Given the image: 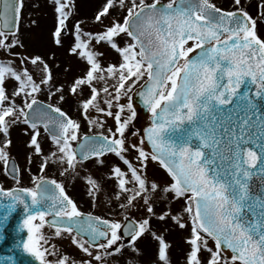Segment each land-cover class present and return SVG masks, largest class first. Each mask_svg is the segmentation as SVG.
<instances>
[{
  "label": "snow or ice",
  "instance_id": "snow-or-ice-1",
  "mask_svg": "<svg viewBox=\"0 0 264 264\" xmlns=\"http://www.w3.org/2000/svg\"><path fill=\"white\" fill-rule=\"evenodd\" d=\"M0 3V176L13 182L0 184V240L22 208L9 251L38 264H142L150 237L147 264H173L174 247L176 264H264V0H102L91 21L76 0H47L42 54L22 39L24 0ZM141 108L149 123L137 130ZM89 163L105 170L112 215L81 211L50 175L83 180L96 207L103 186Z\"/></svg>",
  "mask_w": 264,
  "mask_h": 264
},
{
  "label": "rangeland",
  "instance_id": "rangeland-1",
  "mask_svg": "<svg viewBox=\"0 0 264 264\" xmlns=\"http://www.w3.org/2000/svg\"><path fill=\"white\" fill-rule=\"evenodd\" d=\"M26 1V9L24 12V20L22 22L21 25V32L24 34V43L26 46V49L28 52L30 53H34V47L32 46V44H34L37 40H38V35H41L40 32L42 31V34H44L46 41H45V46L49 47L48 44V31L50 28L53 27L54 24V19H53V13L49 7V5L47 4V11L44 9L43 5L44 3L41 1L40 3L37 2V0H25ZM80 1V2H79ZM79 2V9L81 10V8H84L86 11H90L91 12V7L92 5L96 4L93 3L92 1L88 0V1H83V0H78ZM164 2H167V0H164ZM218 3H220V5L222 4L221 0H217ZM222 7H225L223 4L221 5ZM229 7V6H227ZM225 7V8H227ZM33 10V17L31 15V11ZM43 10V12H42ZM250 11H252V9H250ZM46 12V13H45ZM43 13H45V17H43ZM41 16V17H40ZM91 17L92 15L90 13H87V20L91 21ZM30 20H34L37 22V25H33L31 27L28 26L29 21ZM107 22V21H106ZM42 36V35H41ZM18 51H24V49H18ZM57 55L60 57L61 60L67 59L62 51H57ZM38 99H40L41 101L47 102L46 98L43 96L38 97ZM63 107L65 108V110H68L70 112L74 113V109L71 108L69 105L65 104L63 105ZM142 114V113H140ZM136 128V127H135ZM137 129V128H136ZM82 133H88V134H93V133H89L87 126L82 124V129H81ZM12 138H13V142H14V147H13V154L16 156V159L19 161L20 165L23 166L24 164V157H23V149H22V143L24 140V137L22 135V130L21 129H15L13 130L12 133ZM88 171L96 178L100 181L101 185L103 186V191L99 194V200L97 201V206L94 207L93 209H95V213L102 214L103 216H107V215H112V212L106 211L104 208H111L114 210H117V206L116 204L113 203H109V200L113 194V189L105 183L104 181V175H105V170L104 169H97L95 167H93L92 164H88ZM149 175H159V173L156 171L155 169V165L150 164L149 165V169H148ZM50 175L54 176L57 179L62 180L66 186L71 185L72 183H75L77 186L80 187V189H82L81 191L83 192V197L84 199H82V202H84V200L89 201L91 203L90 197L86 194V188H85V184L84 181L81 179H76L73 180L71 178H61L59 176H57L55 174V172L53 170H50ZM0 181L2 183L6 182L4 176H0ZM23 183L26 186H31L30 182L27 178V176L24 177ZM13 184H6V187H11ZM81 201V200H80ZM80 202V203H82ZM82 206V204H81ZM83 207V206H82ZM146 239V240H145ZM170 239L172 240L174 245H179L182 246V242L180 240V234L176 233L173 234L172 237H170ZM145 240L143 246H141V249L145 252V256L142 258V264H147V261L150 259L152 252H151V239L150 237H146L144 239H142L140 242L141 244L143 243V241ZM56 243V246L58 249L64 251L65 253H71L73 255H77L76 250L72 247H69L68 245V241L66 240H55L54 241ZM181 254V247H174L173 249V264H176V261L178 260V258L180 257ZM125 256H127V254H125ZM124 259L125 258H120V264H124Z\"/></svg>",
  "mask_w": 264,
  "mask_h": 264
},
{
  "label": "water",
  "instance_id": "water-1",
  "mask_svg": "<svg viewBox=\"0 0 264 264\" xmlns=\"http://www.w3.org/2000/svg\"><path fill=\"white\" fill-rule=\"evenodd\" d=\"M2 7L3 5L2 3H0V8ZM134 103L139 108V106L141 105L139 96H134ZM140 112H144L142 108L140 109ZM0 212H2V210H0ZM21 218H22V208H18L16 212L12 214V218L10 219L8 225L5 228V231L3 233L4 239L0 240V264H7L8 256H14L16 264H38V262H35L33 258L27 256V254H24L20 250L9 251V249L12 248L13 244L17 239V236L15 235V226ZM20 236L23 239H26L27 238L26 231L21 233Z\"/></svg>",
  "mask_w": 264,
  "mask_h": 264
},
{
  "label": "trees",
  "instance_id": "trees-1",
  "mask_svg": "<svg viewBox=\"0 0 264 264\" xmlns=\"http://www.w3.org/2000/svg\"><path fill=\"white\" fill-rule=\"evenodd\" d=\"M43 2L44 3V5H43V7H44V9L47 11V0H37V2L38 3H40V2ZM84 1V0H83ZM85 1H88V0H85ZM90 1H94L93 3H95L96 2V4L94 5H92V7H91V12L89 11H86L84 8H81V10L79 9V2H78V0H76V3H77V6H78V16L81 18V19H87V13H90L91 15H93V13L95 12V10L97 9V7L100 5V3L102 2V0H90ZM221 2H222V4L225 6V7H227V6H230V0H221ZM218 4H220V3H218ZM221 4V5H222ZM24 8H23V16H24V12H25V9H26V1L24 0ZM42 12H43V10H42ZM33 10L31 11V15H32V17H33ZM46 13V12H45ZM45 13H43V17H45L46 15H45ZM53 15V14H52ZM41 17V16H40ZM23 34V33H22ZM40 34L42 35H38V40L34 43V44H32V46L35 48L34 49V53L35 54H42V53H44V52H47V50H48V47L47 46H45L46 44H45V41H46V38H45V36H44V34H42V31L40 32ZM24 35V34H23ZM22 35V39H24V36ZM6 184H10V182L9 181H7L6 180V182H5ZM146 240V239H145ZM145 240L143 241V243L141 244V242H139V245H140V247L141 246H143V244H144V242H145ZM127 254V253H126Z\"/></svg>",
  "mask_w": 264,
  "mask_h": 264
},
{
  "label": "flooded vegetation",
  "instance_id": "flooded-vegetation-1",
  "mask_svg": "<svg viewBox=\"0 0 264 264\" xmlns=\"http://www.w3.org/2000/svg\"><path fill=\"white\" fill-rule=\"evenodd\" d=\"M135 123V127L137 128V130L142 129L144 127L148 126V119H147V115L145 114H140L139 118L137 119V121L134 122ZM92 135V134H89ZM91 164V163H89ZM35 171V169H34ZM62 178V177H61ZM68 193L70 196H72V198L74 200H76V202L78 203V206H80L81 211L87 213V212H92L94 215H101L98 213H95V209H93L94 207L92 206V203H90L89 201L84 200V202H82V198L83 197V192L81 191L82 189H80L79 186H77L75 183H72L71 185L66 186ZM81 200V201H80ZM82 202V203H80ZM82 204V206H81ZM106 211H109L108 208H104ZM110 212V211H109ZM105 216V215H104Z\"/></svg>",
  "mask_w": 264,
  "mask_h": 264
}]
</instances>
